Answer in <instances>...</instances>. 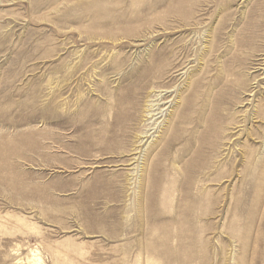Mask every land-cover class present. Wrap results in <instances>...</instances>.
I'll return each instance as SVG.
<instances>
[{
    "label": "rangeland",
    "instance_id": "rangeland-1",
    "mask_svg": "<svg viewBox=\"0 0 264 264\" xmlns=\"http://www.w3.org/2000/svg\"><path fill=\"white\" fill-rule=\"evenodd\" d=\"M0 264H264V0H0Z\"/></svg>",
    "mask_w": 264,
    "mask_h": 264
},
{
    "label": "bare ground",
    "instance_id": "bare-ground-1",
    "mask_svg": "<svg viewBox=\"0 0 264 264\" xmlns=\"http://www.w3.org/2000/svg\"><path fill=\"white\" fill-rule=\"evenodd\" d=\"M169 92H166V94L164 95V96H162L161 97V99H160V101H164L165 99H166V96H167V94H168ZM155 94V93H154ZM162 94V93H161ZM157 95V94H156ZM150 97V96H149ZM152 97H154V96H152ZM135 98L136 97H134L133 99H131V101H130V103H129V112H128V114L126 115L127 116V118L129 119V121L131 120V122H132V120L133 121H135V118L134 117H136L135 116V111H136V109H134L135 108V106H136V101H134L135 100ZM148 98V97H147ZM157 98V97H156ZM156 101V100H155ZM150 102V101H149ZM149 102H148V104H149ZM158 102V101H157ZM142 103V102H141ZM147 103V102H146ZM166 104V103H165ZM164 104V105H165ZM163 105V106H164ZM150 106V105H149ZM156 106H160V105H156ZM155 106H151V108H150V110H148V113L149 112H151L150 113V119H152L153 117H154V115L153 116H151V114H152V112H155L156 110H153L152 111V108H154ZM158 110H159V108H158ZM132 112H133V114H132ZM143 112H147V109L145 110V111H140V118H143L142 117V113ZM146 114V113H145ZM177 117V116H176ZM146 119V118H145ZM143 122H145V121H143ZM128 123V122H127ZM136 124V123H135ZM135 126V125H134ZM164 133V132H163ZM161 137V136H160ZM154 144V143H153ZM160 147H161V143L160 142H157L156 144H155V146L153 145L151 148H150V152H151V156L153 157V158H155V157H157L158 155V153L161 151L160 150ZM137 150V148H135L134 149V151H136ZM160 150V151H159ZM109 153V152H108ZM112 153V152H111ZM132 153H134V152H132ZM161 153V152H160ZM137 153L135 152L134 154H132V155H136ZM39 259V258H38Z\"/></svg>",
    "mask_w": 264,
    "mask_h": 264
}]
</instances>
